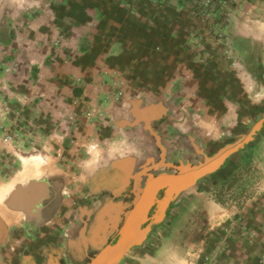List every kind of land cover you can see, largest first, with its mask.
<instances>
[{
  "label": "crops",
  "instance_id": "0c3cea01",
  "mask_svg": "<svg viewBox=\"0 0 264 264\" xmlns=\"http://www.w3.org/2000/svg\"><path fill=\"white\" fill-rule=\"evenodd\" d=\"M231 13L223 31L239 58L233 66L217 62L221 47L174 3L0 0V175L32 162L13 214L9 205L0 215V264H91L152 176L156 151L186 150L187 138L247 135L226 165L241 154L264 183V0ZM206 192L194 213L212 210L228 223L220 264H261L264 192L238 217ZM179 196L165 205L160 192L148 224L168 217Z\"/></svg>",
  "mask_w": 264,
  "mask_h": 264
},
{
  "label": "rangeland",
  "instance_id": "374dc122",
  "mask_svg": "<svg viewBox=\"0 0 264 264\" xmlns=\"http://www.w3.org/2000/svg\"><path fill=\"white\" fill-rule=\"evenodd\" d=\"M0 126H2L1 119ZM224 136L226 137L219 139L216 143L215 141L207 143L205 139L200 143L194 137L187 138L186 150L170 151L169 155L166 151H156L158 161L155 168L160 165H175L179 171L192 170L208 165L218 158H222V161L214 172L197 181L185 190L186 192H178L177 194H180V196L174 202L169 216L156 225H145L143 227L145 233L143 240L125 254L119 264H220V260L226 255L227 250L226 227L228 223L219 221V218L213 220L214 218L211 217L212 210L208 211L207 218L205 215L195 218L194 202L196 195L201 192L207 194V190H209L208 195L216 193L215 195L223 202V209L235 208L234 214L236 215L234 216L238 217L240 211L246 208L252 196L264 192V183L260 176L261 170L256 165L243 164L241 154L231 158L234 160L231 161L234 162V165H231V167L226 165V161L232 153L233 142H241L240 140L247 135L241 134L238 136L240 140H233L234 137L232 138L228 134ZM177 146L176 144L175 147ZM16 154L19 156L18 152ZM31 163L29 161V164L25 165L26 167H19L17 160L16 165L5 167L6 170H10L9 176L5 173L8 177L0 175V194L5 187L10 189L4 197H0V215L3 208L8 211L9 205H11L10 212L13 214V209L17 204L15 199L21 185L18 178L21 176V172L24 174L25 170H27V177L30 176L32 173ZM227 168H229V171ZM163 172L158 170V176L167 174V172ZM213 174L221 175L219 177L221 181L220 189H216L219 186L218 183L215 184L214 189H211ZM9 177L10 181H8ZM147 181L148 178L146 177L145 183L140 185V190L145 187ZM223 212L225 216L226 213ZM217 213L219 214V211L215 212V214ZM240 220H242V217H240ZM244 234L250 244H255V239L253 242L249 239L250 235L254 236L253 234L245 230Z\"/></svg>",
  "mask_w": 264,
  "mask_h": 264
},
{
  "label": "water",
  "instance_id": "95a60500",
  "mask_svg": "<svg viewBox=\"0 0 264 264\" xmlns=\"http://www.w3.org/2000/svg\"><path fill=\"white\" fill-rule=\"evenodd\" d=\"M222 158L208 165L192 170H180L178 174L150 176L142 192L137 196L133 208L126 214L119 237L92 259L91 264H119L125 254L139 245L144 238L143 227L149 222V215L155 206L160 192L165 194L164 204L173 196L193 186L207 174L214 172L221 164Z\"/></svg>",
  "mask_w": 264,
  "mask_h": 264
},
{
  "label": "built area",
  "instance_id": "2783aa9c",
  "mask_svg": "<svg viewBox=\"0 0 264 264\" xmlns=\"http://www.w3.org/2000/svg\"><path fill=\"white\" fill-rule=\"evenodd\" d=\"M160 8H164L172 3L179 8H187L192 15L196 17L200 25L207 30L208 36L213 39L221 49L217 53V62H225L230 66L238 63V56L233 47V40L223 31L226 22L233 17L232 10L244 0H147ZM219 21V23H216ZM203 39H200V44ZM203 44V43H202ZM201 44V45H202ZM60 45V41L56 42ZM205 54L201 53L198 62L204 64L206 62ZM122 93L118 94L121 97ZM251 242L254 236L250 235ZM264 264V261L261 263Z\"/></svg>",
  "mask_w": 264,
  "mask_h": 264
},
{
  "label": "flooded vegetation",
  "instance_id": "af4514ba",
  "mask_svg": "<svg viewBox=\"0 0 264 264\" xmlns=\"http://www.w3.org/2000/svg\"><path fill=\"white\" fill-rule=\"evenodd\" d=\"M158 170H162V171H164V172H167V174H178L180 171H179V169L178 168H176V166L175 165H173V166H169V165H160L159 167H157V168H153L151 171H150V173H152V176H158V174H157V172H158ZM163 172V173H164ZM145 183V180L142 182V183H140L139 184V186H138V188H137V190H138V193H141V190H140V185H142V184H144ZM131 198L132 199H135V196H134V194H132L131 195ZM133 208V207H132ZM131 210V209H130ZM126 216V215H125ZM125 216L123 217V221L121 222V224H120V228H119V231H117V233L113 236V237H111L110 239H109V241H108V245H110V244H113L114 242H116V240L118 239V237H119V232H120V230H121V228H122V226H123V224H124V221H125ZM147 225V224H146ZM94 254H92L91 256H93Z\"/></svg>",
  "mask_w": 264,
  "mask_h": 264
},
{
  "label": "bare ground",
  "instance_id": "6f19581e",
  "mask_svg": "<svg viewBox=\"0 0 264 264\" xmlns=\"http://www.w3.org/2000/svg\"><path fill=\"white\" fill-rule=\"evenodd\" d=\"M34 155H36V152L34 151V152H32V154H29V155H27V156H24L23 158H24V161L25 162H27L28 160H30V159H33V160H36V156H34ZM40 158L41 157H38V159H39V162H41V160H40ZM10 191V189L8 188V187H5L3 190H2V193L0 194V197H4L6 194H7V192H9ZM3 194V195H2Z\"/></svg>",
  "mask_w": 264,
  "mask_h": 264
}]
</instances>
